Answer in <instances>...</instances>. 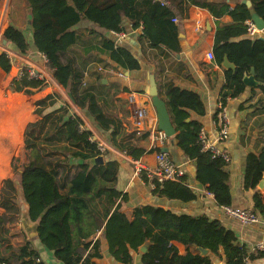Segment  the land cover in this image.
Listing matches in <instances>:
<instances>
[{
	"label": "trees",
	"instance_id": "obj_1",
	"mask_svg": "<svg viewBox=\"0 0 264 264\" xmlns=\"http://www.w3.org/2000/svg\"><path fill=\"white\" fill-rule=\"evenodd\" d=\"M23 1L30 10L33 46L45 55L46 65L54 79L67 90L72 101L102 127L113 125V134L118 131L114 121L106 117L90 88L83 87V72L70 50L80 38L73 27L84 18L106 30L121 31L122 19L127 17L133 28L142 26L140 40L145 39L150 47H164L177 52L179 25L172 21L173 17L185 18L192 5L207 9L216 18L230 15L232 23L217 24L214 32L215 60L224 71L220 99L225 103L228 98L239 95L244 89L243 77L253 67L263 95L260 108L264 113V39L247 34L246 21L250 19V13L244 3L231 8L226 0ZM251 2L264 20V0ZM1 36L17 52L26 54L29 51V42L20 29L9 25ZM99 45L97 50L105 53L119 67L139 69V61L126 48L106 38H102ZM224 55L234 64V70L222 67ZM10 67L9 57L2 52L0 68L8 72ZM40 84L41 81L24 76L14 81L12 89L30 93L29 88ZM162 99L178 131L174 135L177 145L195 163L196 179L207 185L217 205H231L229 175L225 169L227 162L202 149L198 141L201 123L194 119L186 120L190 112L204 113L200 96L192 90L169 86ZM55 102L49 95L37 103L39 108L35 112L40 119L28 123L24 131L27 160L20 168L14 166L12 160L11 166L18 181L6 178L0 191V208L4 209L0 213L1 264H45L30 240L16 244L10 241V225L20 223L21 207L17 194L26 203L31 218H40L37 238L62 264H97L94 259L100 256L99 241L88 239L98 230H103L109 253L123 264L132 261V252L139 251V246L146 240L149 245L147 251L141 253L142 264H213L211 255L223 257L226 264H244L246 260L264 254L262 251L249 252L245 245L237 242L232 230L204 215L176 213L146 204L135 207L130 220L117 203L125 195L113 186L117 161L110 160L104 165L86 163V159L102 154L97 142L90 139L92 131L85 128L79 115L70 113L68 105L52 108L50 112L43 111L46 105L52 107ZM25 104L26 99L21 93L9 91L4 95L0 86V181L8 175L11 156L22 142L10 143L7 138L13 127L18 125L16 122ZM131 134L139 142L148 137V131L125 133L126 136ZM113 146L121 152L126 151L134 159L145 150L140 144L120 146L113 142ZM73 157L80 160L74 172L71 173L69 168L60 171L59 167ZM263 173L264 146L258 155L249 154L247 157L245 187L255 188ZM142 176L146 182L154 183L152 192L155 196L183 202L195 198L185 178L156 182L144 173ZM253 211L264 221V198L259 192L253 196ZM18 232L25 239L20 229ZM175 240L185 246V253L178 252L172 243ZM197 246L208 249V253L201 255Z\"/></svg>",
	"mask_w": 264,
	"mask_h": 264
},
{
	"label": "crops",
	"instance_id": "obj_2",
	"mask_svg": "<svg viewBox=\"0 0 264 264\" xmlns=\"http://www.w3.org/2000/svg\"><path fill=\"white\" fill-rule=\"evenodd\" d=\"M215 1L221 2L223 0ZM226 1L231 8L235 7L237 3H242V0ZM131 23L127 17H123V30L112 31L101 28L84 18L73 27L79 33L80 38L76 44L70 47V50L75 56L78 67L83 72V87L90 88L106 117L114 121L118 131L113 134V125L107 128L102 127L87 111L80 109L72 101L66 89L67 96L71 100L60 96L62 91L59 88H64L57 81L52 80L43 84L44 86L41 88L40 86L29 88L30 93L12 89L19 66L22 64L20 57H25L38 65H47L42 59V54L33 46L30 10L25 6V2L23 0H0V38L4 29L12 25L26 35L30 45L29 51L26 54H21L7 43L6 47L18 56L11 60V67L8 72H4L0 68V86H3L4 95L10 91L11 93H21L26 99V104L20 110L16 122L22 129L19 136L24 139L27 124L40 119V115L35 112L39 108L37 103L52 95L56 102L52 107L46 105L43 108L44 112H50L53 110L52 108L61 105H68L70 113L79 115L85 128L90 129L97 140L106 143L108 149L102 153L105 160L101 164L104 165L110 160L117 161L116 180L113 186L125 195V197H120L117 203L120 205V210L130 220L133 218L134 208L146 204L161 206L176 213H186L193 216L204 215L209 219L218 220L226 229L232 230L236 235L237 242L245 245L249 252H264V221L261 219L255 224L247 225L227 216L222 207L217 205L213 194L208 191L207 185L199 183L196 179L195 163L179 148L176 139L169 137L166 142H161L150 134L152 128L155 127L156 129L157 123L156 111L147 92L149 75L152 73L162 98H164L165 90L169 86L192 90L200 96L204 113L199 115L190 112L188 119L198 120L206 133L207 141L228 152L230 160L226 163L225 169L229 175L231 205L253 210L254 194L259 192L264 198V184L261 188L259 183L255 188H246L244 185L247 157L249 154L258 155L264 146V113L260 108V100L263 95L259 84L253 86L244 84V89L239 95L227 99L225 113L228 121V136L222 141L217 138L219 129L217 121L218 103L224 83V71L215 60L213 51L214 32L217 24H231V16L224 14L216 18L205 8L190 6L187 16L175 22L179 25V50L177 52L164 47H150L145 39L140 40L142 27L133 28ZM122 31L125 36L119 38L118 33ZM256 37L264 38V29L256 33L254 38ZM102 38L112 40L116 45L129 50L139 61V69H123L112 62L105 53L97 50L96 46H100ZM209 51L213 52L214 58L208 57ZM7 87H10L11 90ZM131 96H133L137 106H142L146 110V115L137 129L148 131V137L147 140H140V142L132 134L130 136L125 135V133H132L136 130L132 115L134 103L131 101ZM216 112L217 117H215ZM176 132L178 131L176 130ZM8 138L7 140H13V137ZM113 142L120 146L127 144L142 145L145 150L135 160H139L149 167L155 165L157 149L161 151L162 147H167V154L171 160L184 170L185 182L193 190L195 198L183 202L155 196L152 192L151 182H146L143 179L142 174L144 172L140 174L135 172L132 162L134 158L127 155L126 151L121 152L115 148ZM79 162L78 158H69L68 163H63L59 169L61 171L69 168L72 173ZM59 178H62L61 172ZM26 207V203L23 202L21 210ZM3 212L4 209L0 208V213ZM15 228L22 231L20 223ZM12 229L13 227L10 226V231ZM10 233L9 236H11ZM96 239L99 241L100 253V256L94 259L97 264H123L109 253L103 230H98L88 240L94 241ZM25 240H27L26 237L25 239L20 237L16 241L12 237L10 238L13 244ZM30 241L45 264H62L52 251L41 244L37 237ZM172 243L177 247L179 253H185L186 248L181 242L175 240ZM211 257L213 264H226L223 257L216 255H211ZM129 264H142L140 251L132 252V261ZM244 264H264V254L248 259Z\"/></svg>",
	"mask_w": 264,
	"mask_h": 264
},
{
	"label": "built area",
	"instance_id": "obj_3",
	"mask_svg": "<svg viewBox=\"0 0 264 264\" xmlns=\"http://www.w3.org/2000/svg\"><path fill=\"white\" fill-rule=\"evenodd\" d=\"M173 22H178L179 19L177 17L172 18ZM247 34L251 37H255L256 33H258L261 30H258L254 23L249 19L247 21ZM142 27V26H140ZM115 33V32H114ZM119 38H123L125 36V33L119 32L118 33ZM0 50L5 52L7 56L9 57L10 61L15 58L16 53L9 50L5 45L2 43V39L0 38ZM42 54V53H41ZM209 58H214V54L212 51L208 52ZM22 59V64L19 66L18 73L16 75V80H20L22 77L26 76L28 79H34L41 81L42 84L49 83L50 81L54 80V77L52 76L49 68L47 66L38 65L31 61H29L25 57H20ZM42 59L44 62H47V59L44 54H42ZM131 101L134 103L133 108V121L135 125L136 131H140L137 129L140 127L141 120L146 115V110L142 106H137L136 102L133 100V96H131ZM218 140L222 141L227 138L228 136V121H227V115L225 113V103L222 102V100L219 98L218 103ZM150 134L153 138L158 139L161 142H166L169 137L166 136V134L163 131H158L157 129L152 128L150 131ZM91 140H95L97 142L98 149L103 153L107 148L106 143L103 141L97 140L94 136L90 138ZM198 141L201 144V147L203 150L208 151L211 153L212 157H221L225 162H228L230 160V156L227 151L223 149H219L216 145L213 143H209L206 138V133L204 129L201 127L198 135ZM124 153V152H123ZM135 172L136 173H142L144 172L149 179L155 180L156 182H163L165 180H171V181H181L182 178H185V172L182 169L180 165H177L174 163L170 156L165 151H158L155 155V165L153 167H149L139 160H132ZM152 189L154 188V183L151 182ZM223 209V212L239 221L242 224H255L261 220V218L251 209L247 208H241L238 206L233 205H223L221 206ZM1 264V263H0Z\"/></svg>",
	"mask_w": 264,
	"mask_h": 264
},
{
	"label": "water",
	"instance_id": "obj_4",
	"mask_svg": "<svg viewBox=\"0 0 264 264\" xmlns=\"http://www.w3.org/2000/svg\"><path fill=\"white\" fill-rule=\"evenodd\" d=\"M242 3H244L247 6L249 13H250V20L254 23L255 27L258 30H263L264 20L257 14L254 7L252 6L251 1L242 0ZM260 38L264 39L263 37H260ZM2 43L3 45H6L7 40L3 38ZM2 52L3 51L0 50V54ZM222 67L225 69H232V70L235 69L234 64L227 59L226 55H224L223 57ZM243 82L244 84L251 85V86L259 84V82L255 79L253 67H251L249 72L244 75ZM147 92L151 98L152 105L154 106L155 111H156V119H157L156 129L158 131H163L168 137H174V135L176 134V127L173 125V122H172V119H171V116H170V113H169V110L167 108L165 101L159 95L155 77L152 73L149 75ZM186 120H189V119L187 118ZM161 151L167 152L168 149L167 147H162ZM104 160H105L104 155L98 154L94 157L86 159L85 162L88 163L89 165H96V164L103 163ZM263 184H264V173L262 174V178L259 181V187L260 188L263 187ZM161 198H165V197H161ZM39 224H40V218L33 220L30 216L28 207L23 208L21 210L20 225H21L22 232L24 233L27 240H32L38 237ZM148 245H149V241L146 240L144 241V243H142L139 246L138 250L141 253H144L147 251ZM196 248L199 250L201 255H205L208 253V249L206 248H203L200 246H197Z\"/></svg>",
	"mask_w": 264,
	"mask_h": 264
},
{
	"label": "rangeland",
	"instance_id": "obj_5",
	"mask_svg": "<svg viewBox=\"0 0 264 264\" xmlns=\"http://www.w3.org/2000/svg\"><path fill=\"white\" fill-rule=\"evenodd\" d=\"M2 35V34H1ZM2 37V36H1ZM6 46V45H5ZM41 86H44L42 83L40 84V88H41ZM3 87V86H2ZM8 88V87H7ZM8 89H10L11 90V88L9 87ZM59 90H61L62 91V93L60 94V96H62L63 98L65 97L66 99H68L69 101L71 100V99H69L68 98V96H67V92L65 91V89H62L61 87L59 88ZM72 102V101H71ZM28 113H29V110H28ZM27 120H28V118H27ZM27 122V121H26ZM26 124V123H25ZM20 131H22V129H20V125H15L14 127H13V129H12V133H11V135L9 136V138H11V137H13V140H10L9 138V140H7L8 142H10V143H13V142H16V141H21L22 140V142H21V144L19 145V147H18V149L16 150V152L11 156V159H10V171H9V173H8V175L7 176H5L4 178H2L1 179V181H0V191L2 190V188H3V182H4V180L6 179V177L7 178H16V181H18L17 179H18V177H17V175H15L14 174V171H13V169H12V166H11V163H12V160L14 159V161H13V164H14V166H16V167H18V168H20L21 167V164L23 163V162H25L26 160H27V152H26V150H25V148H24V146H23V139H22V136H19V133H20ZM16 199L19 201V205H20V207L22 206V203L24 202L23 200H22V197H20V195L19 194H17V196H16ZM19 225V223H15V225H10V226H12L13 227V229L10 231L9 230V232H11L10 234L12 235V238H13V240L14 241H16V239H18L19 240V238L21 237L19 234V229L17 230L16 228H15V226H18ZM17 233H19V234H17ZM13 235H15L14 237H13ZM16 237V238H15Z\"/></svg>",
	"mask_w": 264,
	"mask_h": 264
}]
</instances>
